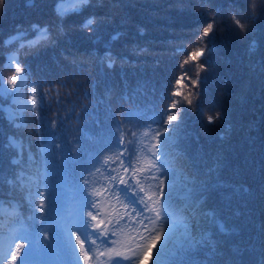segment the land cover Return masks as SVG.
<instances>
[{
	"label": "trees",
	"instance_id": "obj_1",
	"mask_svg": "<svg viewBox=\"0 0 264 264\" xmlns=\"http://www.w3.org/2000/svg\"><path fill=\"white\" fill-rule=\"evenodd\" d=\"M57 2L4 0L0 6V64L16 47L4 42L17 31L28 39L34 37L33 25L52 33L51 43L25 49L20 57L28 85L46 92L39 118L24 112L25 124L14 127L4 108L15 105L13 97L0 98V231L11 223L18 236L50 229V246L31 257L34 264H77L70 250L79 243L75 235L69 239L64 234L63 225L82 210L90 192L84 179L103 180L107 166L101 167L102 162L120 147L121 133L130 139L132 131L157 127L153 119L186 98L193 103L180 111L181 123L166 157L162 199L175 213L172 231L149 235L125 216L121 239L143 245L141 251L148 253L143 264H264V14L247 21L251 31L243 35L231 20V0H211V13L222 6L215 17L196 0H91L63 19L56 14ZM93 15L107 21L98 33L81 27ZM213 20L214 34L200 42L194 30L202 31ZM117 32L119 38L112 40ZM199 48L205 55L196 63L205 69L197 70V81L196 72L186 71L191 62L184 61ZM13 74L4 70L5 79ZM217 112L223 119L208 123L207 116ZM10 137L22 151L10 146ZM45 145L46 159L40 155ZM21 173L22 180L17 178ZM40 173L43 178L37 180ZM96 188L102 193L94 197L101 200L98 219L107 221L117 209L125 211L101 184ZM38 191L46 197L44 212L35 206ZM194 202L200 213L212 215H199L193 222L187 209ZM181 214L192 235L199 239L206 234V242L188 244Z\"/></svg>",
	"mask_w": 264,
	"mask_h": 264
},
{
	"label": "snow or ice",
	"instance_id": "obj_2",
	"mask_svg": "<svg viewBox=\"0 0 264 264\" xmlns=\"http://www.w3.org/2000/svg\"><path fill=\"white\" fill-rule=\"evenodd\" d=\"M90 2L91 0H58L56 14L63 19L69 14L79 13ZM196 2L202 9H208L212 17H215L222 10V6L217 5L216 12L211 13V0H196ZM3 4L4 0H0V6H3ZM243 4L247 7L246 16L241 0H231L228 8L235 28L241 34L246 35L251 31V27L246 22L249 20L254 21L264 14V0H243ZM193 11L195 12L196 9L194 8ZM242 18L244 22H242ZM106 22L104 18L98 20L93 15L87 17L81 27L90 32L95 31L98 33L100 25ZM62 30L61 26L60 31ZM32 31L34 33L32 39L27 38V33L17 31L14 36L4 42L7 47H12V45H16V47L6 54L5 62L0 64V98L6 95L13 97L16 108L7 114L10 122L17 128L21 125L17 124L16 121L23 112L32 111L39 118L40 105L47 98L45 90L38 89L36 84L28 85V75L21 65L20 57L24 54L25 49L34 50L51 43L52 33L47 27H40L39 25H33ZM194 31L198 35L199 41L203 42L206 37H209L210 33L214 34V20L208 23L202 31L200 28ZM119 36L120 33L117 32L111 36V39L116 40ZM184 50L186 51V49ZM204 55L205 49L199 48L190 52L188 59L184 61V64L191 62L190 68L186 71L196 72L197 81L200 79L197 70L205 69V65L203 63L197 64L196 61ZM106 59L108 60V66L111 67L114 60L110 53L106 54ZM180 67L183 68V64ZM5 69H12L14 74L5 79ZM197 81H192V83L196 84ZM22 89L27 91L22 92ZM173 95H176V93H173ZM192 103L191 100L186 98H182L179 102H172L168 108L158 114V119H153L152 123L156 124L157 127L153 128L149 125L143 131H132L130 139L127 138V133H121L117 141L120 147L106 155L102 162L101 167L107 166L106 174L101 173L103 180L84 179V186L86 189H90V192L86 194L82 210L73 223L63 225L69 239L75 235V239L79 243L78 253L75 247L72 249L77 257V264H79V257L81 256L84 264H143L148 255L147 252L141 251L143 245L139 242L125 243L121 239L126 226L121 224V221L124 220L125 216L129 217V222L135 220L138 227L143 226L149 235L156 232L165 233L166 235L171 233L175 213L171 204L162 199L165 186L164 177L167 170V150L173 138L172 134L179 128L181 123L180 111L182 109L190 110L185 109V105H191ZM173 108L177 109L175 113L171 111ZM126 119H131V117ZM222 119L223 116L219 112L207 116V121L210 124ZM50 127H55L54 121L50 124ZM9 143L12 147L19 146L22 151V145H18L15 137H10ZM48 151L49 146H43L40 149L41 157L46 159ZM162 157L165 159L162 160ZM30 159L34 158L30 157ZM13 163H18V161L14 160ZM96 172L99 173L100 168H97ZM23 175L21 173L17 178L22 180ZM92 175L93 173H89V176ZM41 178H43L42 173L37 175V180ZM193 183L195 182L193 181ZM97 184H101L104 191L108 193V198L125 209L123 213L117 209L112 219L107 221L98 219L101 213L97 205L101 203V200L94 199V197L102 196V193L97 191ZM21 186H23V183ZM37 195L40 197V201L35 206L38 207L40 212H44L46 197L43 192L39 191ZM126 201L128 203H125ZM187 211L190 213L193 222L197 221L199 215L205 217L212 215L211 213H200V209L195 202L189 204ZM136 217H139V219H136ZM145 221H147V224H145ZM180 222L185 226V235L190 246L207 241L206 234L199 239L192 235L188 230V218L183 217L182 214ZM149 225L152 227L149 228ZM76 229H79V232ZM49 230H42L36 234L25 231L20 236L15 231H10L6 241L3 237H0V264H34L31 257L40 249H46L50 246ZM220 230L226 231L223 225L220 226ZM81 236H83V239H81ZM103 237H116V239H111V246H109L103 242L101 239ZM144 239H146L144 236L139 237L141 241ZM158 239L159 237H157ZM17 240H20V242L15 243ZM98 240L101 243H98ZM155 246L156 243L154 242L151 247ZM164 247L165 245H161V250Z\"/></svg>",
	"mask_w": 264,
	"mask_h": 264
},
{
	"label": "rangeland",
	"instance_id": "obj_3",
	"mask_svg": "<svg viewBox=\"0 0 264 264\" xmlns=\"http://www.w3.org/2000/svg\"><path fill=\"white\" fill-rule=\"evenodd\" d=\"M73 222H74V217H70V218L66 221L65 224H71V223H73ZM10 231H15V232L17 233V235H18V229H17L16 225H15L14 223H11L10 225L7 226V229H6L5 232H1V231H0V237H3L4 240L6 241V240H7V237H8V233H9ZM63 231H64V234L68 235L67 232L65 231V229H64ZM93 231H94V230H93ZM101 239L103 240L104 243H107V244L109 243V237H103V238H101ZM98 241H99V243H101L100 240H98ZM75 249H76V251H77V253H78V252H79V245H77V247H75ZM70 252H71V254L73 255V257H75V259H76V261H77V257H76V255L73 253L72 249L70 250ZM82 260H83V257H82V256L79 257V263L82 262Z\"/></svg>",
	"mask_w": 264,
	"mask_h": 264
},
{
	"label": "built area",
	"instance_id": "obj_4",
	"mask_svg": "<svg viewBox=\"0 0 264 264\" xmlns=\"http://www.w3.org/2000/svg\"><path fill=\"white\" fill-rule=\"evenodd\" d=\"M21 118H22V114L20 115V120H19V122L23 123V121L21 120Z\"/></svg>",
	"mask_w": 264,
	"mask_h": 264
}]
</instances>
